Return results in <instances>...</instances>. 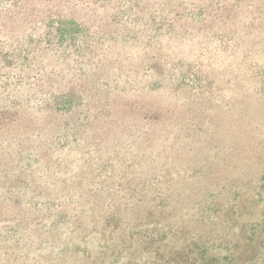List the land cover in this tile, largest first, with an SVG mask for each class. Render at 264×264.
I'll use <instances>...</instances> for the list:
<instances>
[{
  "label": "rangeland",
  "instance_id": "obj_1",
  "mask_svg": "<svg viewBox=\"0 0 264 264\" xmlns=\"http://www.w3.org/2000/svg\"><path fill=\"white\" fill-rule=\"evenodd\" d=\"M0 264H264V0H0Z\"/></svg>",
  "mask_w": 264,
  "mask_h": 264
}]
</instances>
